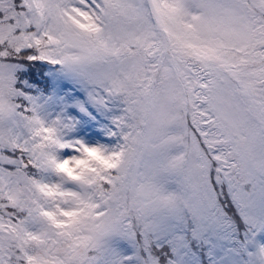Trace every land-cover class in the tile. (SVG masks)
<instances>
[{"label":"snow or ice","instance_id":"6c2138e0","mask_svg":"<svg viewBox=\"0 0 264 264\" xmlns=\"http://www.w3.org/2000/svg\"><path fill=\"white\" fill-rule=\"evenodd\" d=\"M0 264H264V0H0Z\"/></svg>","mask_w":264,"mask_h":264}]
</instances>
